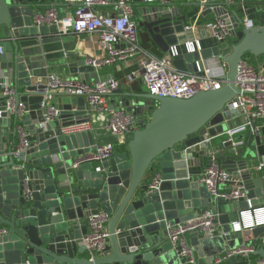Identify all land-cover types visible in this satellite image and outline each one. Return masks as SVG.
<instances>
[{"label": "water", "instance_id": "1", "mask_svg": "<svg viewBox=\"0 0 264 264\" xmlns=\"http://www.w3.org/2000/svg\"><path fill=\"white\" fill-rule=\"evenodd\" d=\"M210 1H134L137 24L164 53L193 39L192 32L185 31L190 22L183 6H202L203 12L227 19L231 23L228 40L183 52L173 60L177 70L194 73L197 62L218 57L228 63L227 80L220 89L189 98L138 94L143 100L124 105L140 113L148 109V120L127 136L125 150L105 161L97 172L92 162L72 167L96 149L95 132L62 133V128L90 119L85 98L54 86L40 48H28V40L37 43L38 37L57 34L56 25L34 24L32 18L41 0H0L4 39L0 84L14 90L12 108L8 97L0 94V228L6 229L0 234V264H211L225 251L258 243L264 225L248 228L242 216L238 220L231 216L238 208H248L249 200L255 205L264 196L263 180L253 178L254 167L248 159L253 155L252 135L244 154L231 148L230 142L226 144L230 154L216 151L212 142L199 143L207 125L212 136L231 125L223 123L222 111L229 109L239 92L240 63L249 56L264 59V19L255 21L252 28L244 26L245 17L262 10L264 0L222 1L213 8ZM66 65L74 77L89 83L99 81L96 69L85 59ZM120 91L118 88L114 94ZM74 106L77 111L72 110ZM54 110H59L57 118L48 120ZM20 129L29 135V146L13 153L20 143ZM209 151L243 181L248 194L244 200L224 206L215 220L221 224V234L209 238L201 230L190 231L192 238H186L189 252L182 256L177 252L181 246L175 248L170 240L169 225L186 222L201 207H212L221 200L191 172L200 162L199 156L212 162ZM155 174L160 181L151 189ZM99 211L109 215V244L102 254L93 256L83 237L89 232V217ZM252 254L264 258V245ZM239 259L244 260L234 256L227 261L235 264Z\"/></svg>", "mask_w": 264, "mask_h": 264}, {"label": "built area", "instance_id": "2", "mask_svg": "<svg viewBox=\"0 0 264 264\" xmlns=\"http://www.w3.org/2000/svg\"><path fill=\"white\" fill-rule=\"evenodd\" d=\"M44 1L41 0V5L32 18L34 24L56 25L59 35L97 34L100 38L101 53L98 56L86 58L87 64L92 65L96 70L137 58V68L131 72V75L141 77L147 93L162 97L189 98L202 91L220 89L226 83L228 63L222 59L218 65L204 66L197 62L198 71L194 73H184L174 67L173 60L182 54V48L184 52L202 49L199 40L194 36L192 40L172 46L170 52H167L168 55L164 57H157L143 49L140 45L139 25L133 18L135 0H57L59 4L52 3V5ZM143 1L160 3L165 0ZM222 1L235 3V0ZM230 24L227 19L217 17L206 21L204 26L209 35L216 42H220L230 38ZM254 25L255 20L246 16L244 26L252 28ZM196 27L195 23H190L185 26V31L194 33ZM3 40L0 34V54L4 52ZM49 77L54 86L62 87L61 92L83 96L88 104L86 115L90 117L92 113L103 114L101 128L122 141L124 139L126 141L127 136L149 118V116H139L135 108L128 109L123 104L117 106L111 104L109 96L114 95L120 87V82L114 77L95 83H89L74 76L63 78L56 73H50ZM236 83L239 92L228 104L229 109L222 111L223 123L231 125L223 133L217 134V136L225 135L226 137L221 144L214 146L216 151H220V146L224 148L230 142V147L238 153L240 146L244 144L242 135L249 133L260 137L264 128V67L255 68L247 59L243 60L239 65ZM2 86L1 94L8 97L9 108H12L14 90L12 86L5 84ZM72 110L77 111L78 107L74 106ZM58 114L59 110H54L48 120L56 119ZM89 120L66 126L62 128V133L69 135L94 131ZM206 128L207 132L202 135L199 144L206 145L216 137L209 133L211 128L209 125ZM28 136L20 129V143L13 153H19L29 146ZM117 146L118 144L113 141L97 144L96 149L84 154L73 163L72 167L78 168L82 163L92 162L94 169L100 172L103 169V163L118 152ZM209 152L212 162L199 174V182L208 187L214 198L232 202L244 200L248 192L242 180L236 178L216 161L214 151ZM263 166L264 163H261L258 168L262 169ZM159 181L160 175L155 174L149 187L155 188ZM222 185L228 187L221 188ZM217 217L218 211L215 208H208L186 222L169 225L170 240L175 248L178 245L181 246L180 250L176 249L177 252L182 256L188 254L186 235L190 231L201 230L206 237L215 236L218 227L215 221ZM108 220L109 215L105 211H99L89 217V232L83 237V242L93 256L102 254L109 244ZM259 225H264V219L258 222L257 226ZM4 232L6 229L0 228V234ZM261 240L264 245V233ZM254 251V245H243L228 250L221 256H216L214 261L216 264H221L231 257L249 256Z\"/></svg>", "mask_w": 264, "mask_h": 264}, {"label": "crops", "instance_id": "3", "mask_svg": "<svg viewBox=\"0 0 264 264\" xmlns=\"http://www.w3.org/2000/svg\"><path fill=\"white\" fill-rule=\"evenodd\" d=\"M179 2H185L187 0H176ZM191 1H199V0H191ZM206 1V0H203ZM47 4L52 5V3L59 4L57 0H45ZM222 2V0H211L209 2L212 3L211 7H214L215 3ZM209 7V6H208ZM183 9L187 10V16L190 23H195L196 28L194 29V33L192 32V35L199 40L200 44L202 45V48H207L214 46L217 42L209 35V32L205 29L204 23L208 20L215 19L218 16L215 14V12L205 13L203 12L202 6H196L191 8L190 6L186 5L183 6ZM134 15V14H133ZM250 17L253 18L258 23L264 19V6L262 7V10L256 11L252 14H250ZM134 18V16H133ZM135 19V18H134ZM38 39L37 43L36 41L28 40V48L30 50L37 51V48H40V56L43 58V63H46V70H51L50 73L56 75H59L63 78H69L72 74L67 68V63L71 61H76L77 58L85 59L88 57H94L100 55V38L97 34H88V33H81V34H66V35H59L53 34L52 32L48 33L47 35H44L42 37L36 38ZM139 39H140V45L143 49L146 51L154 54L157 57H164L168 55V53L162 52L158 46L154 43L152 40L149 32L145 28H141L139 26ZM26 40V39H23ZM34 42V43H31ZM181 52L183 53V48L181 49ZM251 57L249 56L247 58V61L250 62L255 68H258L259 66L264 67V59L262 57L259 58V60H251ZM66 63V64H65ZM204 66L208 65H218L220 64V58H211L209 60H205L202 63ZM137 68V58L130 59L128 61L124 62H118L114 65L110 66H104L100 69L96 70V75L98 80H105L110 77L116 78L120 82V89L121 91L109 96V100L111 104L121 105L126 104L129 105L131 102L139 100H143L141 98H137L138 94L141 93H147V89L141 79L140 76L133 77L131 75V72ZM48 71V72H49ZM4 76V75H3ZM92 83H95L93 80ZM4 84L0 85V94L1 90L3 88ZM137 113H139L137 111ZM144 117L150 115V111L148 109H145L143 111ZM140 116V115H139ZM103 114H91L90 120L93 127L94 132L96 135V143H104L108 141H113L118 144V152L124 151L123 145L125 144V139L122 141L121 139L116 138L115 136L109 134L106 132L103 128H101V124L103 121ZM249 133H246L241 136V138L244 139V144L240 146L241 153L244 154L246 151V146L248 142ZM250 148L252 150V156L250 155L248 159L253 164V178H261L263 180V190H264V166L262 169H259L258 166L261 163H264V128L262 129V133L260 137L252 136L250 141ZM221 150L226 151V154H230L229 149L226 148V146L221 148ZM200 162L197 166L191 168L192 175L197 178L200 173L203 172L204 168L208 165V160L204 159V157L199 156L198 157ZM150 175L147 176V178ZM243 182V181H242ZM227 188V185H222L221 188ZM249 200V199H248ZM257 203L253 205L249 200V206L248 208H238L235 213H232L231 216L234 218V220H238L240 216H242L246 220L245 226L248 228H253L257 226L258 222L264 219V196L263 198L257 199ZM242 201V200H240ZM232 201L227 200H219L216 203L212 204V207H201L198 209L195 213V215L200 214L204 210L208 208H215L218 211V215L224 212V206L227 204H230ZM217 231L216 235H219L222 233L221 230V224L217 222ZM85 236V235H84ZM209 237V238H214ZM262 235L258 238V243L255 244V251L260 248V246L263 244L261 240ZM186 238H192L190 236V232L186 235ZM254 238V237H253ZM218 246L215 243L213 245V248L216 249ZM212 247L208 250H211ZM226 252V251H225ZM225 252L221 253L224 254ZM179 254V253H178ZM180 255V254H179ZM244 260H237L235 264H262L264 262V258L260 256V254H251L250 256H242ZM211 264H216L215 261ZM221 264H230L228 261H224Z\"/></svg>", "mask_w": 264, "mask_h": 264}, {"label": "rangeland", "instance_id": "4", "mask_svg": "<svg viewBox=\"0 0 264 264\" xmlns=\"http://www.w3.org/2000/svg\"><path fill=\"white\" fill-rule=\"evenodd\" d=\"M226 136L225 135H218L216 137L213 138V144L215 145H218V144H221L223 139L225 138Z\"/></svg>", "mask_w": 264, "mask_h": 264}, {"label": "trees", "instance_id": "5", "mask_svg": "<svg viewBox=\"0 0 264 264\" xmlns=\"http://www.w3.org/2000/svg\"><path fill=\"white\" fill-rule=\"evenodd\" d=\"M137 114L140 115V116H142V117H144L143 113H140V112H139V113H137ZM147 120H148V118H147ZM147 120H146V121H147ZM125 148H126V144L123 145V150H125Z\"/></svg>", "mask_w": 264, "mask_h": 264}]
</instances>
